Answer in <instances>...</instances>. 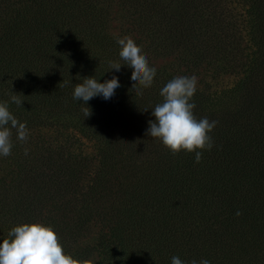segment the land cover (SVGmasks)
<instances>
[{
  "label": "trees",
  "instance_id": "16d2710c",
  "mask_svg": "<svg viewBox=\"0 0 264 264\" xmlns=\"http://www.w3.org/2000/svg\"><path fill=\"white\" fill-rule=\"evenodd\" d=\"M114 21L150 66L169 59L142 95L130 67L111 70L124 63ZM199 70L234 80L197 87L194 115L218 121L197 164L145 132L166 83ZM113 76L111 99H73L84 78ZM0 102L30 133L12 129L0 157V243L41 223L82 264H264V0H0ZM71 133L92 146L91 174Z\"/></svg>",
  "mask_w": 264,
  "mask_h": 264
},
{
  "label": "clouds",
  "instance_id": "9594fccd",
  "mask_svg": "<svg viewBox=\"0 0 264 264\" xmlns=\"http://www.w3.org/2000/svg\"><path fill=\"white\" fill-rule=\"evenodd\" d=\"M119 57L123 64L109 62L111 70L120 71L122 65L132 69V89L136 95H142V89L151 87L157 74V69L149 65L148 59L143 54L140 46L130 36L117 39ZM197 78L195 76L173 77L161 89L163 98L152 109L151 115L155 118L148 121L146 136L161 142L172 155L181 151L195 153V163H200L203 152L213 147L212 137L209 135L216 127L218 121H210L207 117L197 118L193 110L196 105L193 97L197 91ZM121 85L116 76L103 83L93 77H86L82 83L75 84L73 99L87 102L97 96L109 100L115 95V90ZM11 102L22 106L19 95L10 97ZM85 115L91 113L85 108ZM12 129H16L17 140L27 143L29 129L26 122H19L9 110L8 102H0V157H8L12 153ZM28 149H24L28 155ZM242 213L237 211L236 215ZM0 264H82V261L65 253L60 238L51 226L41 223H23L11 228L0 243ZM171 264H184L178 256L171 258ZM191 264H211L207 259Z\"/></svg>",
  "mask_w": 264,
  "mask_h": 264
},
{
  "label": "rangeland",
  "instance_id": "374dc122",
  "mask_svg": "<svg viewBox=\"0 0 264 264\" xmlns=\"http://www.w3.org/2000/svg\"><path fill=\"white\" fill-rule=\"evenodd\" d=\"M117 22H111L110 23V31L113 35L119 36L122 38L124 33H119V28L117 27ZM169 59H161V58H155L151 60V66L157 67V66H164L167 64ZM181 76H195L197 78V87H209V89H218L223 86H229L233 80L234 77L232 75L228 74H213L210 71L207 70H199V71H184ZM70 147L71 149L78 154L88 156V158L91 159L90 163V174L92 173L93 168L95 167V157H94V151L92 149L91 144L80 138L76 135H73V133L70 134ZM93 240V234L89 233L86 238L82 240V244L84 243H90ZM87 264H101L99 257L93 253L88 259Z\"/></svg>",
  "mask_w": 264,
  "mask_h": 264
}]
</instances>
